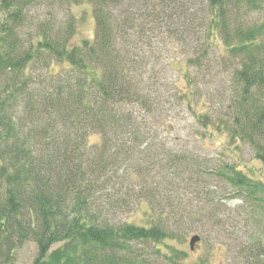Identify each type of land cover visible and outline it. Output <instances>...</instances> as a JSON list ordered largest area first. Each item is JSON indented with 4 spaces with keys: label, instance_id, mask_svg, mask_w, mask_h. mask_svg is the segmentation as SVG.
<instances>
[{
    "label": "trees",
    "instance_id": "obj_1",
    "mask_svg": "<svg viewBox=\"0 0 264 264\" xmlns=\"http://www.w3.org/2000/svg\"><path fill=\"white\" fill-rule=\"evenodd\" d=\"M81 5L93 32L74 44ZM263 11L264 0H0V264L26 244L31 264H184L177 246L205 240L206 224L239 235L233 264H264V182L161 137L187 111L264 166ZM153 43L185 47L176 81Z\"/></svg>",
    "mask_w": 264,
    "mask_h": 264
},
{
    "label": "rangeland",
    "instance_id": "obj_2",
    "mask_svg": "<svg viewBox=\"0 0 264 264\" xmlns=\"http://www.w3.org/2000/svg\"><path fill=\"white\" fill-rule=\"evenodd\" d=\"M73 13L83 19L78 28L77 35L73 38V43L78 44L79 40L86 37H91L93 32V22L90 18L89 8L86 5L74 6L72 7ZM260 18L264 17V11ZM179 43H160V44H149L146 46V49L150 51H160L162 53L166 52L164 59L159 62L158 65L160 69H166L168 71L167 76L169 80L176 81V74L173 67L176 69V65H171L172 62H178L183 60V54L181 51L185 47H179ZM150 47H152L150 49ZM168 57V59H167ZM180 87H182V82H180ZM183 110V108H180ZM166 117L165 124L168 125V132L162 131L161 137L167 135V141L170 142L169 146L177 151L189 150L198 155L214 158L228 163L235 164L241 170L250 173L255 179H259L264 182V166L254 160V155L252 151L246 145L238 144V147L233 148L226 143L225 135L210 131L209 133H203L198 125L194 122L191 113L184 111L180 112V116L168 115ZM164 120V118H162ZM217 185L212 184L208 189L210 194L213 196H220L221 192L218 188H215ZM207 191V190H206ZM184 196L185 193L183 192ZM187 201L192 202L190 207L195 205V195L191 193L185 197ZM242 206L240 200H230L226 204V209L231 211L237 210ZM144 209V208H143ZM142 211L136 212V214L129 218V220H139L141 218ZM205 226V225H204ZM216 229L211 228L210 225L205 226V234L203 239L197 243L193 249H190V236L187 238L185 243L181 246H177L178 249L183 250L187 257L184 260V264H198L201 260L204 261V264H233V259L238 253L239 246L236 245V242H233V239L239 237H233L230 234V229H225L223 235L219 234L216 236ZM210 232V233H209ZM218 234V233H217ZM220 238V239H219ZM35 255V247L32 244H26L17 255L16 264H31L33 257ZM239 260V259H238ZM235 260L234 263H236ZM240 262V261H239ZM238 264V263H236Z\"/></svg>",
    "mask_w": 264,
    "mask_h": 264
},
{
    "label": "water",
    "instance_id": "obj_3",
    "mask_svg": "<svg viewBox=\"0 0 264 264\" xmlns=\"http://www.w3.org/2000/svg\"><path fill=\"white\" fill-rule=\"evenodd\" d=\"M199 242V238L194 236L190 239V249L192 250L193 247Z\"/></svg>",
    "mask_w": 264,
    "mask_h": 264
}]
</instances>
